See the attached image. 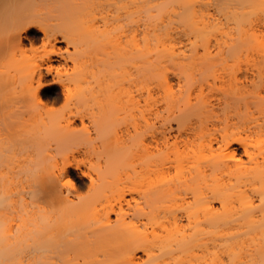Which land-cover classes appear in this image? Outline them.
I'll list each match as a JSON object with an SVG mask.
<instances>
[{"label": "bare ground", "instance_id": "bare-ground-1", "mask_svg": "<svg viewBox=\"0 0 264 264\" xmlns=\"http://www.w3.org/2000/svg\"><path fill=\"white\" fill-rule=\"evenodd\" d=\"M2 40L0 264H264V0H0Z\"/></svg>", "mask_w": 264, "mask_h": 264}, {"label": "rangeland", "instance_id": "rangeland-1", "mask_svg": "<svg viewBox=\"0 0 264 264\" xmlns=\"http://www.w3.org/2000/svg\"><path fill=\"white\" fill-rule=\"evenodd\" d=\"M35 6L36 7H43V3L41 2H38V3H35ZM28 39H26V46L30 49L31 52H39V51H42L43 47H42V40L41 39H37L36 37L37 36H41V32H30L29 35H28ZM7 48L6 47V42L4 40H2L0 42V49H5ZM55 86H58V85H54L53 86V93L49 98V104L52 105L53 107L55 108H60L62 107L63 105V101L62 100H56L55 101V98H58L57 96L61 95V88L58 86L55 88ZM57 89V91H56ZM78 159L84 161V162H88L89 161V158L87 155H85L84 153L83 154H78ZM86 180V179H85ZM85 180L83 182H85Z\"/></svg>", "mask_w": 264, "mask_h": 264}]
</instances>
